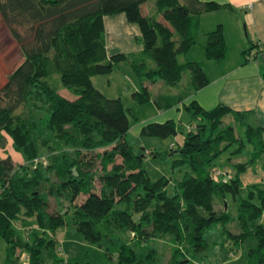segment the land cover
<instances>
[{"label":"trees","instance_id":"obj_1","mask_svg":"<svg viewBox=\"0 0 264 264\" xmlns=\"http://www.w3.org/2000/svg\"><path fill=\"white\" fill-rule=\"evenodd\" d=\"M225 6L232 7L213 0H0V18L14 42L11 51L22 56L0 86V147L9 138L25 161L17 167L0 154L5 264L25 259L44 264V251L56 257L54 235L60 228L73 229L116 264H156V250L146 243L170 237L173 250L166 264H184L206 249L203 232L213 222L232 239L230 251L238 244L246 264H264V183L243 186L239 177L264 151L263 127L251 111L221 102L204 108L195 99L184 105L189 122L171 168L189 169L169 195L170 177L152 180L144 156L127 143L131 109L121 96H106L92 83L93 75L129 60L140 79L176 85L189 69L191 87L204 86L202 62L180 61L178 54L196 42L199 15ZM118 12L138 25L139 52L107 53L104 15ZM204 34L205 56L221 62L227 54L222 25ZM253 46L243 51L244 61ZM149 58L155 66L147 65ZM161 96L146 83L134 92L139 104L153 100L164 109L183 94L164 103ZM182 124L173 118L149 121L140 133L175 135ZM247 145L249 159L231 162ZM227 152L232 176L214 164ZM215 170L221 174L215 176ZM226 195L236 201L234 215L228 206L215 210ZM52 196L68 203L50 210ZM28 219L34 226L26 229ZM115 229L129 231L130 242L113 236Z\"/></svg>","mask_w":264,"mask_h":264},{"label":"rangeland","instance_id":"obj_2","mask_svg":"<svg viewBox=\"0 0 264 264\" xmlns=\"http://www.w3.org/2000/svg\"><path fill=\"white\" fill-rule=\"evenodd\" d=\"M149 2L152 3V0H149ZM9 35L10 34L7 30V27L5 26L3 20L0 18V86L5 82L7 74L21 61L22 58L18 49L16 50V54L12 53L11 49H13L14 42L9 41ZM203 40H205L206 42V35L200 34L197 37L194 46L195 48H188L187 50L183 51V53L180 52L178 54V59L182 60L184 56H187L189 58L190 56H195V58H203L202 53L204 52V50L200 46ZM147 65L155 66V62L151 58H149ZM142 78L141 80L137 76L129 60H123L116 64L112 71H110L109 73L93 75L92 83L106 96H122L124 106L131 109V126L141 121L152 120L149 118H145L153 114V111H155L156 109L153 100L148 101L144 104H139L134 98L135 90L140 88L143 83L148 84L149 88L152 91V94L157 93V96L159 94L162 95L161 97H159L160 103L171 102L174 94H185V92L191 86V72L189 69H185L183 71L182 77L176 85H167L161 79H157L155 82H149L145 77ZM57 80L58 82H60L59 75H57ZM60 89L63 91V89L66 88L60 87ZM64 93L70 94L67 89L66 91H64ZM174 98L177 100L178 97L175 96ZM172 107L173 106L168 107L167 109ZM182 120V127L178 129L175 135H139L138 133L134 132L132 127H130L126 133L127 143L132 147L133 151L137 155L144 156L142 165L143 168L147 171L150 178L152 180H155L163 175L170 177V182L166 187L167 193L169 195H172L174 193L175 183L182 176L183 172L189 169L187 165H183L179 169L171 168V162L174 159V156L177 155L176 153H173V151L176 150L178 145L182 143L183 136L186 131L185 127L187 122H189L188 114H183ZM149 151L158 152L159 155H157L156 157V155L150 154ZM251 152V146L247 145L243 149V151L236 157H247ZM0 154L3 156L9 155L14 165L17 167L25 162L21 153L19 151H16L12 147L9 138L4 146L0 147ZM228 155L229 152L223 154L221 157L215 160L214 164L216 169H227L223 165L227 161ZM216 200L217 198H215V201ZM49 202L50 210H59L68 203V200L65 197L52 196L49 199ZM225 204L228 206L231 214L234 215L236 209V201H234L230 195H226V201L223 205L224 208ZM29 226H34L31 219L27 220L26 227ZM231 226H229V229L236 231V227ZM112 235L120 237V240L122 242H130L132 238L129 231L121 229L112 230ZM203 235L206 241V249L203 252L196 254L193 259H190L184 264H219L220 261H224L225 264H246V254L243 251L238 250L236 252L239 260H236L235 257H228L226 252L229 242H231L232 239H230L226 235V233L223 232L221 226L218 223L213 222L204 230ZM63 236H72L71 241H77L71 244L74 256L72 257L66 252H61L60 250L56 252V257H52L48 252L44 251V264H116L115 261L110 260L105 255H103L101 249L98 246L84 242L81 235L73 229L60 228L57 232V237L58 239L61 238V240H63ZM75 237L78 239H76ZM146 245L155 248L156 264H166L168 262L173 250V244L170 237H167L165 239H150L146 243ZM5 247L6 243L0 237V264L3 263V257L6 253ZM57 248L59 249L58 244L56 243L55 249ZM60 248L62 249V246ZM179 257L181 258L183 257V255H180ZM58 260H61L62 262Z\"/></svg>","mask_w":264,"mask_h":264},{"label":"crops","instance_id":"obj_3","mask_svg":"<svg viewBox=\"0 0 264 264\" xmlns=\"http://www.w3.org/2000/svg\"><path fill=\"white\" fill-rule=\"evenodd\" d=\"M213 1L223 5L230 4L232 7L225 6L201 13L199 15L200 34H204L220 23L227 46L226 57L221 62L208 59L204 50L206 42L203 40L200 44L204 50L202 53L203 58L184 56L180 61H201L204 72L208 77V83L198 89H193L190 86L183 94L182 99H178L172 108H158L155 105L156 109L153 114L145 118L152 120L141 121L130 126L135 133L141 135L142 126L149 121H164L173 118L176 121L181 120L183 123V114H188L184 109V105L195 99L204 108H211L221 102L233 109L251 111L252 120L263 127L262 137L264 143V0ZM104 27L108 54L117 51L139 52L141 50L142 43L138 39L140 36L139 27L136 23L127 21L123 12L104 15ZM195 43L189 48H195ZM252 44L254 46L248 52L249 59L244 61L243 51ZM251 154L252 152L249 156L241 158L236 157L238 156L236 155V158L233 157L231 162L247 161ZM229 164L226 161L223 166L227 168L226 171L232 176L234 169ZM239 177L243 186L252 183H264V151L253 163L246 167ZM214 207L215 210L219 211L223 208V202L217 200ZM29 227H26V229ZM32 229L35 228L32 227ZM57 232L54 237L57 240L59 249H55V253L61 250V252H66L73 257L74 252L71 244L77 241H71L72 236H63V240L58 239ZM230 246H228L226 253L228 257H235L237 260L239 257L236 252L243 250L236 244L233 247L234 249L230 251ZM5 256L4 254L3 263L1 264H5ZM219 264H225V262L220 261Z\"/></svg>","mask_w":264,"mask_h":264},{"label":"built area","instance_id":"obj_4","mask_svg":"<svg viewBox=\"0 0 264 264\" xmlns=\"http://www.w3.org/2000/svg\"><path fill=\"white\" fill-rule=\"evenodd\" d=\"M214 174H215V176H218L219 174H221V172H220L219 170H215ZM23 263H24V264H28V262H27L26 259L23 260Z\"/></svg>","mask_w":264,"mask_h":264},{"label":"water","instance_id":"obj_5","mask_svg":"<svg viewBox=\"0 0 264 264\" xmlns=\"http://www.w3.org/2000/svg\"><path fill=\"white\" fill-rule=\"evenodd\" d=\"M227 208V205L225 204V209Z\"/></svg>","mask_w":264,"mask_h":264}]
</instances>
